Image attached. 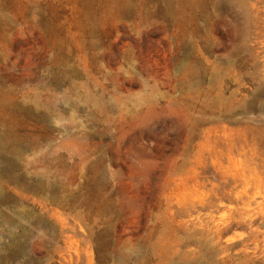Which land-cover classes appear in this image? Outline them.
<instances>
[{"label": "rangeland", "instance_id": "374dc122", "mask_svg": "<svg viewBox=\"0 0 264 264\" xmlns=\"http://www.w3.org/2000/svg\"><path fill=\"white\" fill-rule=\"evenodd\" d=\"M8 128L0 264H264V0H0Z\"/></svg>", "mask_w": 264, "mask_h": 264}, {"label": "bare ground", "instance_id": "6f19581e", "mask_svg": "<svg viewBox=\"0 0 264 264\" xmlns=\"http://www.w3.org/2000/svg\"><path fill=\"white\" fill-rule=\"evenodd\" d=\"M26 146L27 144H25L23 140L15 137V133L12 128H8L5 132H0V155L9 154L10 156L16 159L23 152ZM12 180L14 183H17L21 187L25 189L33 190L37 193H43V192L45 193L48 191V188L44 184L38 181H31L16 177H12ZM27 217H30L28 213H27ZM29 232H30V225L27 223L25 226L23 225V228L21 229L20 233L28 234ZM9 241L11 244L16 245L17 243H19L20 237L16 234H11L9 236ZM5 252L6 249L4 247H0V257H3V255H5Z\"/></svg>", "mask_w": 264, "mask_h": 264}]
</instances>
